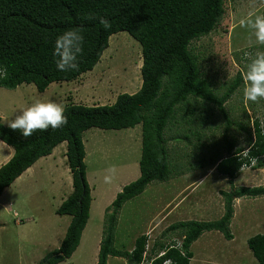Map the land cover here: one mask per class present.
<instances>
[{"label":"rangeland","instance_id":"obj_1","mask_svg":"<svg viewBox=\"0 0 264 264\" xmlns=\"http://www.w3.org/2000/svg\"><path fill=\"white\" fill-rule=\"evenodd\" d=\"M249 12L264 15V0H225L224 13L216 27L190 43V49L198 57L202 76L211 83L217 95L238 74L242 77L248 56L264 51V46L256 44L251 32L239 26V21ZM141 64L139 42L127 31L116 32L109 37L108 47L94 67L74 80L51 82L43 92L37 91L32 83H22L15 88L0 86L1 121L7 125L5 118L14 119L36 100L52 101L63 107L70 103L112 104L119 93L138 91L142 82ZM225 109L230 119L247 126L243 131L233 125L227 133L235 147L247 151L248 143L254 139L250 134L254 131V120H258L264 132V100L245 103L242 82L226 101ZM176 112L164 130L168 178L149 183L142 193L126 200L115 214L112 247L122 253L131 251L136 238L144 233L149 237L150 250L153 245L152 250L158 249L155 240L164 244L180 242L183 236L178 230L166 232L170 224L183 219H219L224 213L221 192L234 190L227 176L219 174L213 165L216 157L227 154L223 139L225 120L219 109L191 96L190 103ZM82 140L85 177L92 196L89 217L76 250L57 264L96 263L109 222L107 214L112 211H107V207L124 185L140 175V124L123 129L91 127L83 132ZM7 146L0 140V164L5 160L2 156ZM65 152L66 142L63 141L49 155L39 158L32 171L24 176L22 173L20 180L15 179L3 189L0 195V264H38L49 251L59 247L70 215L57 214L56 209L73 189ZM261 158L264 159V155ZM255 163L253 160V165ZM111 166H115L116 175L108 184L104 177ZM246 168L253 184L264 185V164L256 169ZM201 177L204 181H200ZM241 181L238 177L235 184ZM188 182H193L189 189L192 194L185 199L187 190L182 191V188ZM170 200V207L165 208ZM173 203L176 208L169 214L167 211L173 208ZM249 204L244 219L241 218L246 228L241 229L236 223L229 227L235 234V242H229L218 230L204 231L191 244L189 264H259L246 238L264 233V197ZM233 245L238 250L230 254ZM221 249L227 255L220 256ZM107 264L128 262L123 256L109 255Z\"/></svg>","mask_w":264,"mask_h":264},{"label":"trees","instance_id":"obj_2","mask_svg":"<svg viewBox=\"0 0 264 264\" xmlns=\"http://www.w3.org/2000/svg\"><path fill=\"white\" fill-rule=\"evenodd\" d=\"M225 0H0V86L15 88L22 83L34 84L43 92L51 82L70 81L91 70L108 47L109 37L127 31L139 42L142 52V82L134 93L122 92L112 104L64 106L67 124L53 130L37 131L25 139L19 131L4 125L0 117V140L14 150L12 157L0 166V195L39 158L49 155L55 146L66 142V161L72 174L73 189L56 209L70 215L58 248L42 257L38 264H57L76 250L89 217L91 190L85 177L83 132L91 127L123 129L141 125L140 175L123 186L111 206L107 207L108 225L100 242L95 264H107V257L123 256L128 264H139L148 242L147 234L136 238L131 251L122 253L112 247L115 214L128 199L139 195L152 181L169 176L167 139L164 130L175 118L176 111L190 103L191 96L215 105L225 120L223 139L227 154L213 160L215 170L228 178L235 177L243 164L256 158L252 168L262 167L264 132L258 120L253 121V141L248 147H235L227 137L228 129L247 126L230 119L225 103L243 82L238 74L217 95L211 83L202 76L198 57L190 49L193 39L211 32L224 13ZM100 18L111 24L107 30ZM81 28L84 36L83 55L78 70L58 71L53 49L56 38L69 29ZM190 98V99H189ZM190 109V112L193 109ZM187 109V111H188ZM246 152V154H245ZM224 213L212 221H180L168 226L183 236L181 250L167 248L154 241L165 254L153 264L171 258L175 264H189L190 245L204 231L218 230L231 239L229 223L233 200L241 196L264 195V185L240 186L222 191ZM157 241V243H155ZM156 246V245H155ZM247 246L259 264H264V234L247 239ZM154 248V245H153ZM153 251V250H152ZM60 253V254H59Z\"/></svg>","mask_w":264,"mask_h":264},{"label":"clouds","instance_id":"obj_3","mask_svg":"<svg viewBox=\"0 0 264 264\" xmlns=\"http://www.w3.org/2000/svg\"><path fill=\"white\" fill-rule=\"evenodd\" d=\"M99 22L105 30L111 27L106 19L100 18ZM239 26L251 32L256 44L264 46V15L249 12L247 17L239 21ZM82 31L81 28L69 29L56 38L53 56L56 57L55 64L58 71L78 70L79 58L84 52ZM247 59L249 62L242 75L243 101L259 103L264 100V51H257L254 56H248ZM64 113V107L59 103L36 100L23 108L14 119L5 118L4 122L11 130L19 131L27 139L37 131H47L50 127L55 130L65 126L68 121ZM106 173L104 182L110 184L116 175L115 166L109 167ZM160 250L164 249L158 248L152 252ZM167 259L171 258L163 261Z\"/></svg>","mask_w":264,"mask_h":264},{"label":"crops","instance_id":"obj_4","mask_svg":"<svg viewBox=\"0 0 264 264\" xmlns=\"http://www.w3.org/2000/svg\"><path fill=\"white\" fill-rule=\"evenodd\" d=\"M2 142V141H1ZM4 150V154H3V156H2V159L4 158L5 160H4V162H2L1 164H0V166L2 165V164H4L5 162H7L11 157H12V155H13V152H14V150H13V148H11V146H7L5 149H3ZM10 157V158H9ZM1 159V160H2ZM36 163V162H35ZM35 163H33L29 168H27V170H25L24 172H23V175L22 176H24L26 173H28V172H30V171H32V166L35 164ZM245 169H247V168H244V169H241L240 171H239V173L235 176V177H233V178H228V180H229V182L232 184V186H233V188L232 189H235V188H237V187H240V186H248V187H252V186H259L258 184H253V182H252V180H251V178H249V173H247V172H245ZM240 178V179H242V181L240 182V184H235V181L237 180V178ZM16 180H20V176H18L17 178H16ZM204 181V179H203V177H201L200 178V181ZM191 183H193V182H188L185 186H184V188H182V191H186L187 190V192H186V196H185V199H186V197H188L190 194H192L191 192L192 191H190L189 189H191V187H190V185H191ZM189 190V191H188ZM70 194V193H69ZM68 194V195H69ZM264 196L263 195H259V196H241V197H238V198H235V200L233 201L234 203H233V215H232V217H231V220H230V223H229V227L230 228H232V226H233V224H235L236 223V225H237V227L239 226L241 229H244V228H246L243 224H242V222H241V218L242 219H244V211L250 206V204H249V202H251V203H253L254 201H257L258 199H262ZM172 200H170L169 202H167L166 203V205H165V208H169L170 207V205H169V203L171 202ZM169 205V206H168ZM173 208L171 209V210H168L167 211V213H171V212H173V210L176 208V203H173ZM238 205H239V208H238ZM238 208V209H237ZM244 209V210H243ZM185 214H187V213H185ZM187 219H183V220H181V221H186ZM190 220V219H189ZM231 232V234H232V238L231 239H227L229 242H235V234H234V232L233 231H230ZM262 234H264V233H262ZM249 238V237H248ZM248 238H246V242H247V239ZM198 239V238H197ZM190 247H191V245H190ZM58 248V247H57ZM232 250L230 251V254L231 253H233V252H237V250H238V248H237V246L236 245H233V248H231ZM50 252V251H49ZM226 252H225V250H219V252H218V254H220V256H225V255H227V253L225 254ZM232 255H234V256H236L235 254H232Z\"/></svg>","mask_w":264,"mask_h":264},{"label":"built area","instance_id":"obj_5","mask_svg":"<svg viewBox=\"0 0 264 264\" xmlns=\"http://www.w3.org/2000/svg\"><path fill=\"white\" fill-rule=\"evenodd\" d=\"M253 160L256 161V158L251 159L249 164H243L241 169H244L248 166H253ZM149 238V237H148ZM183 239V238H182ZM182 239L181 241H169L168 243H166L167 248H165V250H167L168 248H177L180 249L182 246ZM149 241L146 244L145 250L143 252L142 255V260L139 264H153V262L161 255H163L165 253V250H160L158 252H152V247L151 250L149 249V245H148ZM180 252L183 254V251L180 249ZM159 264H175V262L172 259H167L163 262H160Z\"/></svg>","mask_w":264,"mask_h":264},{"label":"water","instance_id":"obj_6","mask_svg":"<svg viewBox=\"0 0 264 264\" xmlns=\"http://www.w3.org/2000/svg\"><path fill=\"white\" fill-rule=\"evenodd\" d=\"M60 254V253H59Z\"/></svg>","mask_w":264,"mask_h":264}]
</instances>
